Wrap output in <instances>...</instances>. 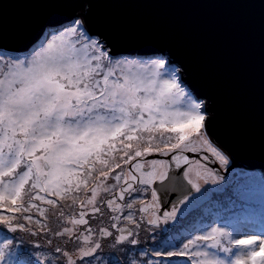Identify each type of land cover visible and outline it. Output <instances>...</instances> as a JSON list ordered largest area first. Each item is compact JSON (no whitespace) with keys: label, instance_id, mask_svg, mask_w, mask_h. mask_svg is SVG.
Instances as JSON below:
<instances>
[{"label":"snow or ice","instance_id":"1","mask_svg":"<svg viewBox=\"0 0 264 264\" xmlns=\"http://www.w3.org/2000/svg\"><path fill=\"white\" fill-rule=\"evenodd\" d=\"M182 77L163 53L116 52L84 18L22 49L0 44V234H14L0 239V264H102L109 238L124 258L108 264H264V228L185 227L207 193L198 181L222 179L206 162L230 158L209 138L206 103ZM188 152L199 156L195 180ZM173 164L187 186L177 180L167 208L154 184ZM149 189L151 201L142 198ZM237 195L231 207L247 219L248 197ZM145 224L163 235L151 252L130 256L125 246L140 244Z\"/></svg>","mask_w":264,"mask_h":264},{"label":"water","instance_id":"2","mask_svg":"<svg viewBox=\"0 0 264 264\" xmlns=\"http://www.w3.org/2000/svg\"><path fill=\"white\" fill-rule=\"evenodd\" d=\"M72 17L118 53L169 56L205 101L209 138L230 158L225 170L213 159L207 165L222 179L232 170L264 177V0H0V44L25 48ZM186 154L192 165L199 158ZM177 180L187 186L173 164L169 179L155 182L162 207L179 196Z\"/></svg>","mask_w":264,"mask_h":264},{"label":"rangeland","instance_id":"3","mask_svg":"<svg viewBox=\"0 0 264 264\" xmlns=\"http://www.w3.org/2000/svg\"><path fill=\"white\" fill-rule=\"evenodd\" d=\"M188 90L191 91L190 89ZM193 146H197L195 142ZM227 166L221 167L223 170H225ZM198 170L199 169L194 162L190 170V174L194 180L197 179L195 174ZM160 171H163V169ZM198 182L202 185V191L206 189L207 193L206 196L200 202H198L197 208L190 217V223H186L185 225V227H187L189 230H192V225L199 227L202 222L206 224L211 220H217L221 224L226 221H230L236 228L242 230L244 229L245 225L252 226L251 224L237 226L238 222L239 224H242L243 220L246 221L250 218L245 219L242 216L238 217L236 214L237 210L233 209L230 204V201L238 200L237 193L241 190L244 191L248 197L245 203H247L250 207L252 213L251 218H258L260 221L258 220L257 222H261L260 225H264V177L259 171L232 170L225 179L219 180L218 183H212L211 180H209V182L206 184L203 182V180H199ZM151 191L152 190L149 189L143 194L142 198L147 201H151ZM194 194L200 195L199 193ZM52 219L54 220L55 218L52 217ZM52 226L55 227V224ZM161 227L165 226L162 225ZM186 234L187 233H185V235ZM193 234L196 235L199 233L194 231ZM4 235L11 237L14 234L5 231L4 233L0 234V239H2ZM15 235L24 236L23 233H17ZM161 235L163 234L161 233L160 229H155L153 232L149 229V226L145 224L139 230V235L136 237L140 241V244L137 246L126 245L125 247H134V251L129 253V255H135L137 258H139L140 254L137 250L144 249L148 252H151V249L157 246V241H160ZM174 235L175 233H170L168 237ZM168 237H165V239H168ZM24 239L27 241L26 236H24ZM110 240L111 238H109L108 241H104L102 249L99 251V256L102 258V264H108V261L113 256L120 260H123L124 258L120 251L109 247ZM172 242L175 243V241ZM152 259L155 260L156 258L152 257ZM172 264H183V261L182 259L178 258L173 260Z\"/></svg>","mask_w":264,"mask_h":264},{"label":"trees","instance_id":"4","mask_svg":"<svg viewBox=\"0 0 264 264\" xmlns=\"http://www.w3.org/2000/svg\"><path fill=\"white\" fill-rule=\"evenodd\" d=\"M264 191V190H263ZM250 219L244 221L242 224H239V222L237 223V226H243L244 224H251L252 226L249 227H253L254 229H259V228H264V225H260L261 222H257L259 219H254L253 217L251 218V216L249 217ZM260 221V220H259ZM169 238V237H168ZM167 240V239H166Z\"/></svg>","mask_w":264,"mask_h":264}]
</instances>
